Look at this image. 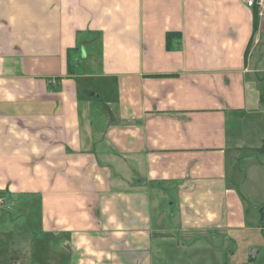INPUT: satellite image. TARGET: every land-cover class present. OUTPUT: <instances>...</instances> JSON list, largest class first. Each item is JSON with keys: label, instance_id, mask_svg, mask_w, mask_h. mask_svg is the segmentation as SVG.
Segmentation results:
<instances>
[{"label": "crops", "instance_id": "1", "mask_svg": "<svg viewBox=\"0 0 264 264\" xmlns=\"http://www.w3.org/2000/svg\"><path fill=\"white\" fill-rule=\"evenodd\" d=\"M263 103L247 0H0V264H264Z\"/></svg>", "mask_w": 264, "mask_h": 264}, {"label": "rangeland", "instance_id": "2", "mask_svg": "<svg viewBox=\"0 0 264 264\" xmlns=\"http://www.w3.org/2000/svg\"><path fill=\"white\" fill-rule=\"evenodd\" d=\"M259 118H262L263 122H264V114L260 115ZM255 159L259 162L264 164V145L263 148H260V145L258 147H256L255 150ZM256 161L252 160V159H243L242 162H236V168H238L240 170L239 174H241V178L243 179L244 176V171L247 170V168H249V166L255 164ZM243 174V176H242ZM249 185V182H246ZM242 185V184H241ZM249 193H247V195L245 194V200L244 202H246V210L249 212L248 217L249 219L252 217V215H254V218L256 219L255 222L258 221V218L260 216V214L264 213V182L262 183V185L258 188H255L254 186L249 187L248 189ZM5 201V208L8 207V203L6 202L5 198H3ZM245 204V203H244ZM263 218V217H262ZM264 220V218L262 219ZM247 222H252L253 225H256L254 223V221L252 220H248ZM252 225V226H253ZM254 227V226H253ZM253 249H255L254 247H251Z\"/></svg>", "mask_w": 264, "mask_h": 264}, {"label": "built area", "instance_id": "3", "mask_svg": "<svg viewBox=\"0 0 264 264\" xmlns=\"http://www.w3.org/2000/svg\"><path fill=\"white\" fill-rule=\"evenodd\" d=\"M248 5L257 7L258 14L264 12V0H247ZM261 109L264 111V103L262 104ZM5 206V201L2 196H0V207Z\"/></svg>", "mask_w": 264, "mask_h": 264}, {"label": "trees", "instance_id": "4", "mask_svg": "<svg viewBox=\"0 0 264 264\" xmlns=\"http://www.w3.org/2000/svg\"><path fill=\"white\" fill-rule=\"evenodd\" d=\"M252 14H253V30L255 31L258 24V11L257 7L252 6Z\"/></svg>", "mask_w": 264, "mask_h": 264}, {"label": "water", "instance_id": "5", "mask_svg": "<svg viewBox=\"0 0 264 264\" xmlns=\"http://www.w3.org/2000/svg\"><path fill=\"white\" fill-rule=\"evenodd\" d=\"M251 252L254 254V250H251Z\"/></svg>", "mask_w": 264, "mask_h": 264}]
</instances>
